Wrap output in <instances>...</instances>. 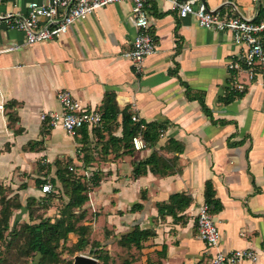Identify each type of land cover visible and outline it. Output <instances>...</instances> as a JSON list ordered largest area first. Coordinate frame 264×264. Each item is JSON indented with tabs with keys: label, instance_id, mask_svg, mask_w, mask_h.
I'll return each instance as SVG.
<instances>
[{
	"label": "crops",
	"instance_id": "obj_1",
	"mask_svg": "<svg viewBox=\"0 0 264 264\" xmlns=\"http://www.w3.org/2000/svg\"><path fill=\"white\" fill-rule=\"evenodd\" d=\"M201 1L221 19L264 18V0ZM30 2L46 0H0V14H24ZM146 10L156 50L139 74L123 56L135 36L130 3L108 5L72 24L62 37L32 46L24 45L22 32L0 22V51L15 47L0 52V184L20 201L39 199L43 194L35 181L56 179L68 158L80 174L101 176L88 195L80 226L105 232L107 246L134 255L125 264H210L213 250L196 231L197 208L204 203L209 181L220 206L211 212L219 249L258 251L264 247V89L246 85L244 92L235 91L234 82L246 83V77L228 67L231 62L243 65L246 47L235 44L228 32L201 28L191 16L179 18L166 2ZM259 39L264 47V32ZM186 89L202 94L207 113L197 100L186 98ZM59 91L100 113L106 94H112L119 112L117 127L110 132L102 126L85 128L87 144L80 132L72 138L60 127L45 129L40 115L60 112ZM232 93L244 95L224 104L221 100ZM11 101L19 104V121L8 128L5 107ZM122 112L143 124L164 126L155 149L166 158L178 156L179 173L132 177L133 164L148 158L153 149L126 153L122 142L108 141L109 136L122 137ZM16 129L22 132L14 133ZM168 140L182 146L181 154L159 150ZM30 143L36 144L29 148ZM174 194L188 196L189 207L177 221L160 218L158 206L168 205ZM135 204L142 209L130 213ZM135 225L154 233L141 251L111 241ZM163 246L165 255L160 257ZM242 264H264V257Z\"/></svg>",
	"mask_w": 264,
	"mask_h": 264
},
{
	"label": "trees",
	"instance_id": "obj_2",
	"mask_svg": "<svg viewBox=\"0 0 264 264\" xmlns=\"http://www.w3.org/2000/svg\"><path fill=\"white\" fill-rule=\"evenodd\" d=\"M244 94H227L221 101L228 104L234 99H240ZM186 98L190 101L197 100L204 112L207 113L202 94L191 93L186 89ZM19 104L17 102H8L6 104V118L8 128H12L18 123L16 108ZM102 123L101 126L107 131L117 127V117L119 115L116 109L112 94H106L101 109ZM121 128L122 137L117 140L109 136L108 141L122 142L123 149L128 153L132 152L131 138L137 133L139 124H134L131 121V114L122 112ZM45 129L49 130L51 125L49 121L42 122ZM142 123V122H141ZM143 124V123H142ZM100 126V127H101ZM94 128L92 131L95 129ZM164 126L160 124H145V129L142 132L143 138L146 142V148L153 149L152 153L143 161L133 164L132 177L134 179L146 175L148 172L158 176H169L180 172L178 166V156L166 158L158 153L155 147L158 145L160 133ZM21 129H16L14 133H21ZM87 130L84 128L80 131L81 139L88 143ZM46 134L43 133V137ZM36 143L28 144V147ZM159 150H171L178 155L182 152V146L178 143L168 140L166 144L159 148ZM72 161L66 159L64 166L58 168L56 172V179L36 180L35 185L41 187L45 183H49L54 189V193L44 194L41 198H27L25 203L19 199L18 194H15L10 188L4 187L0 184V244L4 248L0 251V264H10L9 256L13 251L18 257L34 258L38 257L37 264H74L73 261L63 262L60 255L61 246L65 245L70 234L77 236L76 243L70 248L71 252H79L88 245V235L90 228L88 226H78L82 222L85 213L83 211L84 205L88 202V195L94 188L98 187L101 176L98 172L91 175L80 174L74 167L70 166ZM72 168V171L69 170ZM57 183L59 186H57ZM25 189V186H19L18 190ZM61 197L65 198L67 202L62 206L58 215L54 218H43L44 214H39L41 209L46 212L50 208L51 202ZM143 198V196H141ZM191 199L184 194H174L169 197V204L158 206V216L160 218L169 216L173 221H177L182 216L178 214L183 213L190 205ZM204 203L211 209L210 212H218L220 206L215 200V192L211 182L206 181L204 187ZM37 208V209H36ZM142 209L141 204H135L130 209V213H134ZM15 211H25L28 222L16 230L15 228L6 234L9 229L10 219ZM76 212L79 215L76 216ZM178 217V218H177ZM154 236L151 230H140L139 226L132 227V231L121 235L119 238H113V243L116 242L119 248L125 250L135 249L141 251L143 243ZM108 239L105 240L104 245H108ZM101 243H92L90 245V253L93 254L96 261L104 259L106 256L101 254L103 248ZM165 255V247L159 254L160 257ZM147 264H152L149 260Z\"/></svg>",
	"mask_w": 264,
	"mask_h": 264
},
{
	"label": "built area",
	"instance_id": "obj_3",
	"mask_svg": "<svg viewBox=\"0 0 264 264\" xmlns=\"http://www.w3.org/2000/svg\"><path fill=\"white\" fill-rule=\"evenodd\" d=\"M123 2L131 4L130 23L135 30L132 47L123 56L129 60L136 74L142 72L144 61L156 50L154 38L149 33V17L146 9L153 3L166 2L170 9L177 12L179 18L191 16L201 28L228 32L232 35L235 44L246 47L243 65L241 66L239 62H231L228 65L230 70L246 77L247 84L234 82L235 91L244 92L246 85H257L264 89V47L259 39V35L264 32V18L257 22L238 17L221 19L216 13L208 10L201 0H46L44 3H28L24 14H0V22L7 28L22 32L25 38L24 45L32 46L56 40L66 34L68 28L75 22L108 5ZM14 49L15 47H9L0 52H11ZM56 99L60 105V112L42 113L40 115L42 122L49 120L51 127H60L72 138L77 137L84 128L94 129L101 126V113L82 107L69 93L59 91ZM131 121L139 124L137 133L131 138V147L134 152L143 151L146 149L142 135L145 124H142L135 115L131 116ZM69 170L72 171V168ZM40 192L43 195L54 193V189L49 183H45L40 187ZM196 231L199 240L213 250L210 264L255 263L260 257H264V247L258 251H221L220 234L210 208L205 203L197 208Z\"/></svg>",
	"mask_w": 264,
	"mask_h": 264
},
{
	"label": "rangeland",
	"instance_id": "obj_4",
	"mask_svg": "<svg viewBox=\"0 0 264 264\" xmlns=\"http://www.w3.org/2000/svg\"><path fill=\"white\" fill-rule=\"evenodd\" d=\"M34 187L37 188L36 185H34ZM25 200L26 199H21L22 204L25 203ZM65 202H67V200L63 197H61L60 199L56 198L51 202L50 208L48 211L43 212V209H41L39 214H44L43 215L44 219L46 218L52 219L56 215H58L59 211L61 210ZM76 216H78V214H76ZM27 222H28V219L25 214V211H15L13 213V216L10 219V223H9L10 229L6 234L11 232L14 228L18 230L23 225V223H27ZM77 225L80 226V223H78ZM104 235H107V234L105 232H101L99 229L97 231H93V232L91 231L88 235V245L85 248H83L81 251L75 252V253L71 252L70 248H72V246L76 243L78 238L75 235L74 236L76 238L68 237L67 242L65 243V245L61 246V249H60L61 251L60 255H61L62 261L63 262L73 261V258L79 255H84V256L95 259L93 254L90 253V245L92 243L94 244L101 243L103 245L102 246L103 250L101 254L103 256H106L104 259L102 258L101 260L97 261V264H125V261L128 262L129 258H132L134 256V255H130L129 252L122 251L118 248H115V249L110 248L109 246H107V244L104 245L105 240L109 238V236H106L104 238ZM3 250L4 248L0 244V251L3 252ZM9 261H10V264H37L38 257L36 255L34 258H25V257L21 258V257H18L17 254L13 251V256L12 254L9 256Z\"/></svg>",
	"mask_w": 264,
	"mask_h": 264
},
{
	"label": "water",
	"instance_id": "obj_5",
	"mask_svg": "<svg viewBox=\"0 0 264 264\" xmlns=\"http://www.w3.org/2000/svg\"><path fill=\"white\" fill-rule=\"evenodd\" d=\"M74 264H97V261L91 257L79 255L74 257Z\"/></svg>",
	"mask_w": 264,
	"mask_h": 264
}]
</instances>
